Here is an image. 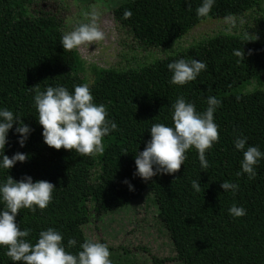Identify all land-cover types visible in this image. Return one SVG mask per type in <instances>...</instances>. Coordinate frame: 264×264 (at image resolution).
<instances>
[{
  "label": "trees",
  "instance_id": "obj_1",
  "mask_svg": "<svg viewBox=\"0 0 264 264\" xmlns=\"http://www.w3.org/2000/svg\"><path fill=\"white\" fill-rule=\"evenodd\" d=\"M34 2L0 0V107L12 110L31 129L23 147L17 144L18 134L9 130L4 154L11 157L21 152L27 158L16 162L8 173L0 169V181L7 174L13 180L27 175L55 187L43 210L21 208L17 212L15 222L19 227L31 229L26 239L34 242L40 230L53 227L62 233L66 250L73 253L85 239L92 240L84 226L90 221V205L100 213L96 181L107 174L110 180L104 191L119 199L124 197L125 203L151 195L172 244L173 260L181 264H264V159L255 166L254 179L243 173L237 176L242 154L233 144L239 133L247 137L246 145H256L264 152V41L218 34L185 53L135 68L91 66L94 77L89 87L93 101L104 105L106 118L117 124V130L102 138V152L80 155L45 145L42 128L35 119L32 97L36 89L61 84L71 92L74 84L87 81L77 50H63L59 44L64 31L62 22L47 12H30ZM200 2L118 0L112 11L117 24L137 41L162 47L206 18L241 14L259 0H215L205 18L195 14ZM125 10L131 11L130 17H123ZM237 49L242 50L243 58L233 54ZM179 58L202 60L207 68L184 85L170 84L171 72L166 66ZM209 95L221 103L214 113L218 140L205 153L208 167H200L196 150L190 148L179 170L158 173L149 180L134 176V156L149 139L150 126L171 125V104L178 96L202 112ZM125 179L132 185L131 191L122 183ZM193 180H198L199 192L192 189ZM222 181L236 183L237 191L224 192L219 187ZM234 203L245 208L244 216L228 213ZM69 238L77 242L71 248L67 247ZM99 242L108 247L112 264H134L126 249ZM4 252L5 248L0 247V264H13ZM169 259L172 258L153 257L152 262L164 264Z\"/></svg>",
  "mask_w": 264,
  "mask_h": 264
},
{
  "label": "clouds",
  "instance_id": "obj_2",
  "mask_svg": "<svg viewBox=\"0 0 264 264\" xmlns=\"http://www.w3.org/2000/svg\"><path fill=\"white\" fill-rule=\"evenodd\" d=\"M215 0H201L195 9L199 18L209 15ZM97 4L82 12L83 20L74 22L68 16L64 23L70 30L63 31L59 44L63 50H73L81 46L104 40L105 34L100 29L97 19L100 14ZM131 16L130 10L123 12V17ZM250 38L248 40H252ZM237 57L243 58L241 49L234 50ZM171 72L170 84L184 85L196 79L200 72L206 70L204 61L195 58H179L167 64ZM36 121L41 126L42 141L53 149L72 150L80 155L100 153L104 150L102 138L117 130V124L107 119L103 104L93 101L88 83L74 84L70 92L65 86L57 84L46 86L43 90L36 89L32 97ZM220 100L209 95L206 98V108L198 112L193 103L178 96L171 104V125L153 123L148 129L149 139L142 151L134 156V176L142 180H149L158 173L171 174L180 169L186 158V152L194 148L200 167L207 168L206 151L218 140V125L214 121V113L220 105ZM15 127L13 128V124ZM18 134L17 144L23 147L31 132L30 127L23 123L19 115L12 110L0 107V169L8 170L16 162H24L27 154L16 152L11 157L4 154L9 130ZM247 137L236 134L233 140L234 148L241 152L239 162L240 172L251 180L256 176L255 166L264 159L262 152L256 145H246ZM132 190L127 179L122 181ZM198 180L191 182L196 192L200 191ZM219 187L224 191L235 193L238 185L234 182L222 181ZM52 183L46 180L33 181L30 176H23L20 180H13L7 174L0 181V247L5 248L4 254L16 264H112L108 247L99 241L85 239L79 244L75 253L66 250L62 243V233L53 227L40 230L34 242L29 237L31 229H21L15 222V216L21 208L34 211L43 210L52 199ZM228 213L233 217L246 214L245 208L232 204ZM74 238L67 240V247L76 245Z\"/></svg>",
  "mask_w": 264,
  "mask_h": 264
},
{
  "label": "rangeland",
  "instance_id": "obj_3",
  "mask_svg": "<svg viewBox=\"0 0 264 264\" xmlns=\"http://www.w3.org/2000/svg\"><path fill=\"white\" fill-rule=\"evenodd\" d=\"M117 2L118 0H36L30 5L29 11L55 15L62 22L64 31H67L70 26L64 23L65 17L70 16L74 22H80L83 20L82 12L97 4L101 6L97 23L105 34L104 40L76 48L84 62L83 76L89 85L94 77L91 66L103 69L135 68L179 52L185 53L213 35H245L264 41V0H259L255 6L238 15L206 18L171 44L162 47L144 45L119 26L112 11ZM261 79L264 89V73ZM248 86L253 87L252 84ZM97 172L96 169L95 173ZM109 180V176L103 174L96 181L100 213H96L90 205V221L84 226L86 235L94 241L103 240L114 247L126 249L134 264H153V257H171L164 264H181L173 260L172 244L157 216L151 195L144 194L125 203L124 197L119 199L104 191V185Z\"/></svg>",
  "mask_w": 264,
  "mask_h": 264
}]
</instances>
